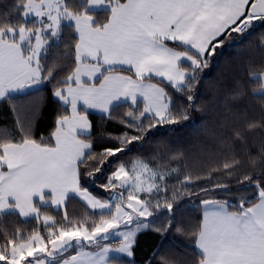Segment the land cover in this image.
Instances as JSON below:
<instances>
[{"label": "snow or ice", "instance_id": "snow-or-ice-1", "mask_svg": "<svg viewBox=\"0 0 264 264\" xmlns=\"http://www.w3.org/2000/svg\"><path fill=\"white\" fill-rule=\"evenodd\" d=\"M48 85L63 110L46 137L35 106L0 128V264H125L145 231L191 237L148 264H264V0H14L0 101ZM93 110L119 131L97 135ZM197 115L190 143L154 139ZM201 196L193 227L182 202Z\"/></svg>", "mask_w": 264, "mask_h": 264}, {"label": "trees", "instance_id": "trees-1", "mask_svg": "<svg viewBox=\"0 0 264 264\" xmlns=\"http://www.w3.org/2000/svg\"><path fill=\"white\" fill-rule=\"evenodd\" d=\"M13 2L14 0H0V12L9 8ZM12 18L16 19V16H13ZM257 27L258 30H260V26L258 25ZM66 35L70 36L71 33H66ZM235 50V47L229 46L219 50L217 56L214 58V63L208 69H205L204 81L207 85L211 87L215 86L216 78L220 75V70L224 64L229 61L230 54ZM51 58L52 57L50 56L49 59ZM201 91L203 92V90ZM14 106L21 107L25 111H28L35 106L36 120L34 123V130L37 137L41 135L46 137L50 133V131L54 128L57 116L63 110V105L52 95V86H41L39 91L32 90L22 94L11 95L10 98L0 101V128H7L8 130L15 132L16 113L12 110ZM90 119L93 120L96 125L97 135L104 131H110L113 133L119 131V125L114 122L103 120L102 115L90 113ZM199 124L200 120L197 115L190 122H185L181 125L163 126L156 130L157 134L154 139H166L176 146H182L190 143L195 138ZM107 143V141H99L96 144V150H101L107 145ZM136 154L137 153L134 151L130 154V157ZM103 182L104 177L101 176L95 184H88L90 191L101 198H105L107 196V193L98 187V185ZM243 194L250 195L251 193L246 192ZM239 195L240 193H236L234 199ZM202 198L204 197H193L190 202H182L183 216L186 222L191 224L193 227L199 223L201 215L199 199ZM70 211L77 216L81 215L83 213L81 203L78 200L72 201ZM112 242L114 243L115 240ZM157 248H162L165 252L177 255L181 250L191 252V237L187 233H168L166 235H161L154 231L142 232L137 238V246L134 257H125V264H128L129 261H132V264H148V260Z\"/></svg>", "mask_w": 264, "mask_h": 264}, {"label": "crops", "instance_id": "crops-1", "mask_svg": "<svg viewBox=\"0 0 264 264\" xmlns=\"http://www.w3.org/2000/svg\"><path fill=\"white\" fill-rule=\"evenodd\" d=\"M17 94H20V93H17ZM17 94H16V95H17ZM55 99L57 100V98H55ZM57 101H58V100H57ZM58 102H59V101H58ZM59 103H60V102H59ZM90 113L98 114V115H102V114H100V113H98V112H96V111H94V110H93V111H90Z\"/></svg>", "mask_w": 264, "mask_h": 264}, {"label": "rangeland", "instance_id": "rangeland-1", "mask_svg": "<svg viewBox=\"0 0 264 264\" xmlns=\"http://www.w3.org/2000/svg\"><path fill=\"white\" fill-rule=\"evenodd\" d=\"M32 90H36V89H30V90H26L24 93H26V92H28V91H32ZM17 93H13V94H11V95H16ZM20 94H22V93H20ZM116 239H118V238H113V240H116Z\"/></svg>", "mask_w": 264, "mask_h": 264}]
</instances>
